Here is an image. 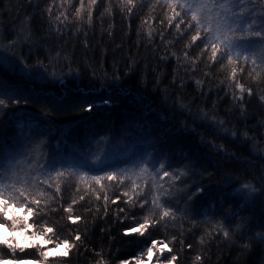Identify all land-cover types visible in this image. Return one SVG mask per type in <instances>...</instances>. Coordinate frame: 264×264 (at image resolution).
Returning a JSON list of instances; mask_svg holds the SVG:
<instances>
[{"label":"trees","instance_id":"16d2710c","mask_svg":"<svg viewBox=\"0 0 264 264\" xmlns=\"http://www.w3.org/2000/svg\"><path fill=\"white\" fill-rule=\"evenodd\" d=\"M62 3L0 0V56L14 65L0 64V79L29 101L12 105L9 100L3 110L0 136L5 150L23 154L17 159L30 163L55 156L67 166H91L99 155L104 164L97 167L111 171L131 168L139 157L150 159L146 153L162 149L171 154L173 167L191 163L185 183L178 182L177 187L187 195L197 188L202 191L193 197L187 214L178 213L176 220L157 224L144 236L125 235V229L148 214V206L141 209L125 203L122 193L127 189L102 181L109 196L106 211L99 185H94L96 192L83 190V185L77 191L76 177H68L61 181L59 196L29 221L35 231L44 224L53 227L61 239H71L69 233L81 234V242L68 257L48 262L135 264L133 258L139 257L143 264H168L176 255L173 264H264V67L253 71L249 64L237 65V79L252 87L253 94L234 100L238 90L230 80L231 66L225 61L210 63V53L201 56L202 44L186 49L192 33L181 37L174 26L169 27L164 10L153 7L155 0H136L131 15L120 11V0H101L91 25L86 11L83 20L75 18L79 0L60 8ZM109 5L110 12L106 11ZM61 11L71 21L66 28L55 20ZM198 56L193 67L191 61ZM109 96L114 101L110 107L85 112L80 106ZM13 116L22 118L30 138L19 136ZM212 117L223 120V127L214 124ZM101 137L106 138L103 143ZM148 141L156 148L148 147ZM92 174L103 175V171ZM248 182L258 191L246 200L236 189ZM177 197L180 207H185L184 192ZM73 199L78 203L72 214L81 216L76 224L67 220L63 210ZM7 223L11 231V222ZM224 230L229 232L227 237ZM152 240L168 243L172 252L157 253L159 262L156 256L149 262L142 253ZM0 260L43 262L36 248L12 254L3 245Z\"/></svg>","mask_w":264,"mask_h":264},{"label":"snow or ice","instance_id":"6c2138e0","mask_svg":"<svg viewBox=\"0 0 264 264\" xmlns=\"http://www.w3.org/2000/svg\"><path fill=\"white\" fill-rule=\"evenodd\" d=\"M100 2L101 0H87L85 3V0H79V6L75 9L76 20H83L86 11L87 23L91 25L93 12ZM71 3L72 0H63L59 7L63 8L65 4L71 5ZM156 6H160L164 10L163 14L167 25L174 26L178 35L183 37L187 33H192L190 42L185 46L186 49H192L193 46L199 47L202 44L201 56L206 52L210 53L208 56L210 63L225 61L228 66H231L230 80L234 82V88L238 90V95L233 93L234 100L243 101L245 93L249 96L253 94L252 87H246L237 79V65L249 64L253 71L264 67V0H155L153 7ZM135 7L136 0H120L121 12L126 10L131 15ZM258 8L261 10L257 11ZM110 10L111 5L106 11L110 12ZM48 13L51 20L52 5L49 6ZM55 20L65 28L68 23H71L66 11H61ZM165 20H161L160 23L164 24ZM145 23H149V21H145ZM56 31L59 33L61 28H56ZM148 36L151 38V31L148 32ZM188 56V51H185V60H188ZM198 59H200L199 56L191 61L193 67ZM0 64L14 67L13 62L4 56H0ZM224 66L222 63L221 67ZM24 67L27 65L25 64ZM243 70L241 66L239 71L243 72ZM71 71L69 69V72ZM197 83L200 82L197 81ZM9 100L12 105L29 102L27 98L19 95L18 89L0 79V117L3 115V110L8 108ZM261 100L264 101V97H261ZM113 103L114 101L109 96L99 103H82L80 106L83 111L91 112L96 107H110ZM21 119V117L13 116L14 126H18L21 138L28 139L30 134L25 131V125L20 122ZM212 122L220 127H223L225 123L215 117H212ZM224 131L228 130L224 128ZM232 135L235 136V133ZM105 139V137H101L100 143H103ZM146 143L148 147L156 148L152 142ZM20 155L23 154L15 150L6 151L3 137L0 136V217L5 221L0 223V229L7 231L9 227L7 222H11V231L8 235H4L3 231H0V245L6 246L12 254L17 251L23 253L26 248H36L43 264H48L50 258L68 257L70 252L81 242L79 231L74 235L69 233L71 239H61L56 235V230L53 227L44 224L40 231H35L33 230L34 223L29 222L30 218L39 217L40 211L47 207L48 202L54 201L59 196L61 181L67 180L68 177H76L77 191H80L81 185H83V190L96 192L94 185H99V191L104 193L106 211L109 196L106 185L102 181L111 182L117 189H127L122 193L125 203L133 207L139 206L141 209L148 206V214L143 216L140 222H136V226L125 229V235L144 236L150 228L157 224L176 220L178 213L187 214L193 197L202 191L197 188L195 193L187 195L184 189L177 187L178 182L185 183L183 178L187 177L188 172L191 171V163L173 167L171 154H166L162 149H157L155 154L146 153L145 155L151 156L150 159H146L145 156L139 157L131 168H113L111 171L97 167L98 164H104V160L95 154L91 166L86 164L67 166L62 159L55 156L43 163H30L17 159ZM183 159L186 160L187 157ZM22 164H26V167H21ZM81 168L86 170L82 171ZM94 171H103V175L92 174ZM53 188L54 195H47ZM181 191L187 196L183 208L180 207V199L177 197V193ZM257 191L250 182L243 183L236 189V193L246 200L253 199ZM83 199L84 197L81 196L80 200ZM96 199H100L99 194L96 195ZM119 199L120 197L117 196L116 200ZM116 200L111 203H116ZM77 203L78 201L73 199L63 209L68 213L67 220L72 224L81 220L80 215L72 214L73 206ZM120 211L123 212L124 209H120ZM233 215H238V213H233ZM133 220L135 221V218ZM221 227H223L222 224ZM223 235L227 237L229 232L224 230ZM49 245L53 246L49 247ZM189 247L191 246L189 245ZM165 251L172 252L168 243L152 240L150 246L146 248V253H142V255H146L149 262L156 256L159 262L160 257L157 253L163 255ZM133 260L135 264H143L139 257H134ZM196 260L200 261L201 257L198 255ZM175 261H177V256L172 255L168 264H173ZM0 264H20V262L0 260ZM24 264H41V261L26 260ZM121 264H130V262L122 261Z\"/></svg>","mask_w":264,"mask_h":264},{"label":"rangeland","instance_id":"374dc122","mask_svg":"<svg viewBox=\"0 0 264 264\" xmlns=\"http://www.w3.org/2000/svg\"><path fill=\"white\" fill-rule=\"evenodd\" d=\"M0 231H3V234H4V235H8V233H9V230L5 231V230H3V229H0Z\"/></svg>","mask_w":264,"mask_h":264},{"label":"water","instance_id":"95a60500","mask_svg":"<svg viewBox=\"0 0 264 264\" xmlns=\"http://www.w3.org/2000/svg\"><path fill=\"white\" fill-rule=\"evenodd\" d=\"M20 264H24V262H20ZM41 264H43V262H41ZM48 264H52V263H49V262H48Z\"/></svg>","mask_w":264,"mask_h":264}]
</instances>
